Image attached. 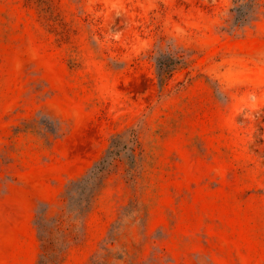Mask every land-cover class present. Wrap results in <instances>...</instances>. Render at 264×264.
<instances>
[{"label": "rangeland", "instance_id": "rangeland-1", "mask_svg": "<svg viewBox=\"0 0 264 264\" xmlns=\"http://www.w3.org/2000/svg\"><path fill=\"white\" fill-rule=\"evenodd\" d=\"M45 238L264 264V0H0V264Z\"/></svg>", "mask_w": 264, "mask_h": 264}, {"label": "trees", "instance_id": "trees-1", "mask_svg": "<svg viewBox=\"0 0 264 264\" xmlns=\"http://www.w3.org/2000/svg\"><path fill=\"white\" fill-rule=\"evenodd\" d=\"M243 7H244V4L236 7V11L239 12V13H237V19L238 20L242 19L243 14H245ZM43 246H44L45 252L43 254L44 255L43 259H41V262H42L41 264H45L44 263V257L47 256V257L53 258L56 256V254H54V250H55L54 244L50 238H45V242H44Z\"/></svg>", "mask_w": 264, "mask_h": 264}]
</instances>
